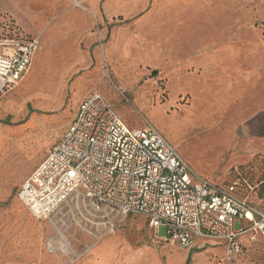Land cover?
<instances>
[{
	"label": "rangeland",
	"instance_id": "rangeland-1",
	"mask_svg": "<svg viewBox=\"0 0 264 264\" xmlns=\"http://www.w3.org/2000/svg\"><path fill=\"white\" fill-rule=\"evenodd\" d=\"M172 1L114 0L121 8L139 6L109 17L106 0H98L95 38L85 49L89 59L75 65L66 84L58 69L42 81V99L17 85L0 97V264H49L45 260L53 257L73 264L88 259L92 246L106 238L115 240L117 254H138V264H264V237L229 257L214 242L184 249L156 239L164 231L154 233L140 215L121 217L114 229H105L81 209L36 220L19 202L23 181L70 125L73 95L83 79L84 96L103 95L131 129L154 127L196 175L215 184L237 183L239 196L264 212V116L240 118L231 109L207 113L199 106L191 111L190 97L180 90L191 73L184 66L190 51L247 40L250 30L264 37V0H191L173 8L175 22ZM12 27L0 25V38L19 36Z\"/></svg>",
	"mask_w": 264,
	"mask_h": 264
},
{
	"label": "built area",
	"instance_id": "built-area-1",
	"mask_svg": "<svg viewBox=\"0 0 264 264\" xmlns=\"http://www.w3.org/2000/svg\"><path fill=\"white\" fill-rule=\"evenodd\" d=\"M37 48L36 39L0 38V97L22 79ZM237 188L196 175L154 127L129 128L95 93L80 103L17 196L36 220L81 209L100 220L98 227L114 229L121 217L136 214L162 229L165 242L190 249L213 241L234 257L264 237V212Z\"/></svg>",
	"mask_w": 264,
	"mask_h": 264
},
{
	"label": "crops",
	"instance_id": "crops-1",
	"mask_svg": "<svg viewBox=\"0 0 264 264\" xmlns=\"http://www.w3.org/2000/svg\"><path fill=\"white\" fill-rule=\"evenodd\" d=\"M72 1L77 3L72 4L71 0H0V19L6 18L0 21V25H11L15 28V33H19V37L38 41L30 66L17 83L18 89L37 96V99H42L38 89L48 73L60 69L61 78H65L66 84L75 65L83 67L89 59L85 49L95 38L92 31L96 24L98 0ZM189 1L191 0H173L168 4L172 11L169 15H173L172 21L175 22L177 18L173 8ZM80 3H85L87 8H79ZM114 3V0H106L105 11L109 17L139 6L137 2L121 8ZM246 34L247 40L227 41L216 46L206 45L189 52L184 66L191 69V73L185 77L180 90L190 97L191 111L199 106V110L207 113L214 109H231L240 118L264 116V37L257 30L246 31ZM77 84V93L73 95L72 119L80 103L89 95L97 93L91 92L84 96V80L80 79ZM198 101L213 102L214 106L211 108L203 103L197 104ZM253 133L258 131L254 129ZM19 202L22 204L20 200ZM23 207L28 212L24 205ZM14 208H19L18 203L14 204ZM65 210L67 211L65 208L59 209L54 216H61V212ZM29 215L32 217L30 213ZM154 233L157 231L154 230ZM155 238L161 239L156 234ZM199 242L207 241H197L193 247ZM166 245V251H173L171 244ZM115 246L113 238L103 239L92 246L88 259H78L73 264H138V254H117ZM150 255L152 259L156 258L153 250ZM45 261L49 264L61 263L59 257Z\"/></svg>",
	"mask_w": 264,
	"mask_h": 264
},
{
	"label": "bare ground",
	"instance_id": "bare-ground-1",
	"mask_svg": "<svg viewBox=\"0 0 264 264\" xmlns=\"http://www.w3.org/2000/svg\"><path fill=\"white\" fill-rule=\"evenodd\" d=\"M54 72H55V71H54ZM44 73H45V72H44ZM51 73H52V72H51ZM55 74H56V73H55ZM52 75H53V74H52ZM52 75H51V76H52ZM55 77H56V76H55ZM49 79H50V77H49ZM63 80H64V79H63ZM42 83H43V82H42ZM51 83H52V82H51ZM54 83H55V82H54ZM46 84H48V82H46ZM56 85H57V84H56ZM39 87H40V86H39ZM58 87H59V86H58ZM60 88H61V87H60ZM60 88H59V89H60ZM55 89H56V88H55ZM62 89H63V88H62ZM41 90H43V88H42ZM38 91H39V90H38ZM53 91H54V90H53ZM58 97H59V96H58ZM192 117H193V116H192ZM192 117H191V118H192ZM189 120H190V119H189ZM175 122H176V121H175ZM187 122H188V121H187ZM192 122H193V121H192ZM172 123H173V121H172ZM170 125H171V124H170ZM220 138H221V137H220ZM218 146H219V145H218ZM219 147H220V146H219ZM215 150H216V149H215ZM219 150H220V149H219Z\"/></svg>",
	"mask_w": 264,
	"mask_h": 264
}]
</instances>
